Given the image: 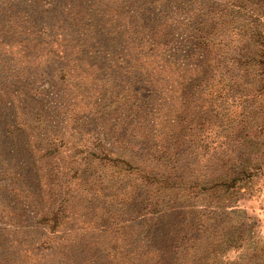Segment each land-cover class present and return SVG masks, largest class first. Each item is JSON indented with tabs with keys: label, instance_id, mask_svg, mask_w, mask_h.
I'll use <instances>...</instances> for the list:
<instances>
[{
	"label": "rangeland",
	"instance_id": "rangeland-1",
	"mask_svg": "<svg viewBox=\"0 0 264 264\" xmlns=\"http://www.w3.org/2000/svg\"><path fill=\"white\" fill-rule=\"evenodd\" d=\"M132 1L0 0V264H123L139 229L131 227L132 200L143 190L153 194V202L161 200L157 228L165 239L158 255L170 251L167 243H179L185 219L209 226L208 235L216 241L248 234L264 246V74L257 68L247 76L233 71L227 47L215 53L217 42L241 40L244 17L228 7L233 0H148L141 8ZM186 7L214 11L210 55L195 57L191 67L182 59L185 46H179V8ZM137 10L143 24L134 20ZM106 17L114 19L107 21L112 33L120 28L150 32L151 49L164 58L176 60L180 50L179 80L170 84L168 67L153 76L160 84L146 79L142 82L148 85L135 84L125 71L108 77L100 54L99 64L89 66L90 54L83 56L76 47L84 43L78 32ZM196 23L201 34L207 32L204 17L197 16ZM96 42L114 46L89 37L85 45ZM123 81L133 91L143 89L139 99L145 98L147 111L151 108L144 129L151 148L148 171L155 181L144 189L125 165L109 162L102 168L106 160L95 157L100 146L122 155L145 148H133L139 140L129 134L126 148H131L120 150L123 129L138 130L129 104L115 106ZM15 142L23 144L24 157L8 161L7 150ZM45 150L55 155L40 157ZM240 172L245 177L231 186ZM11 175L22 177L20 198L9 194ZM216 181L224 185L214 188ZM55 211V226L41 222L42 214L49 218ZM234 254L222 256L219 264Z\"/></svg>",
	"mask_w": 264,
	"mask_h": 264
},
{
	"label": "trees",
	"instance_id": "trees-1",
	"mask_svg": "<svg viewBox=\"0 0 264 264\" xmlns=\"http://www.w3.org/2000/svg\"><path fill=\"white\" fill-rule=\"evenodd\" d=\"M147 1L148 0H133L132 2H139L140 5L138 6V8H141L143 6H146V3H148ZM180 3L181 2H179V5ZM228 7H232V10L235 13H240L244 17L243 34H245L243 36L246 37L242 36V38H240L241 40H232L230 41V44H222L221 41L217 42L216 44L218 45L216 46L217 50L215 53H222V50L219 48L227 47L226 53L227 59L229 60H227L228 65L233 71H242L247 76V74L252 73L251 71H249L250 68H257L258 74L263 75L264 0H233L232 4ZM200 11L202 10L193 9L191 7H186L185 9L179 8V16L181 15L179 17V19H181L179 21V31L181 34L179 37V46H185L186 49L184 51V56H182V59L184 58V61H187L186 66L190 67L194 66L193 61L195 57L201 56V58L205 60V58L210 55V38L212 37V35H214L211 33L212 28L209 26L211 25L210 23L213 20L210 15H212L214 11H210L209 9L203 12ZM220 11L221 10H219V12ZM134 15H136L134 16V20L136 22H138L139 20L140 23L143 24L145 20L141 18L143 14H139L137 10V14ZM197 16L205 18V29H208V33L205 32L201 34V32L196 29ZM111 20L114 19L112 17L102 18L101 21H96V23L100 21V24H98L97 26H88L86 30L82 29V32H78L80 33V35L84 36V43L78 44L79 46L76 47L79 49L81 48V53L83 56H85V54L87 53L90 54L89 59H91V61L88 62V65L99 64V61L97 60L100 54L101 56H99V59L106 63L99 64L102 65L103 68L99 67V65L94 66H96V69L101 68L106 71V75L108 77L113 76V73L117 71H125V74L131 75L130 79L133 80L132 82H135V84L143 83V85H148V82L160 84L162 82L157 80L154 81L153 76H159L161 72L160 69L168 67L169 69L167 70L169 71L168 73H170L168 75H170L169 77H171L172 81L170 82V84H174L176 79L179 80V73L181 70L180 67L182 65V60H180V50L178 59H171L170 56H168V58H164L163 52H160L158 50L154 51V49H151V45L154 46L155 42L152 41L153 36H150V32L144 29L126 32L122 31L120 28L117 33L114 30L112 33L111 28H109V31H107V21ZM207 20H209V23H207ZM77 22L79 23L78 20ZM115 29L118 30V28ZM87 37H89L91 40H94L96 38H100L102 40L103 38L107 43H113L114 46L110 47L108 45H105L106 47H104L100 43L96 42L93 46L89 47L88 45H85ZM112 37L114 38V40L112 39ZM139 37H143L144 42H134V40ZM221 38L218 39L222 40ZM76 42L78 43L79 39H77ZM127 42L128 45L131 46V49L128 48L129 46H127V44H125ZM240 45L242 47H240ZM116 48L118 51H116ZM201 48L203 49V53L199 55L198 50ZM123 49H126L127 51L126 56H124V54L122 53V51H124ZM204 51H206L207 54H204ZM154 57L156 58L154 59ZM216 58L218 60V58H221V55L218 56V54H216ZM217 60H215L216 64L218 63ZM183 67H185L184 64ZM170 68L175 69H173V71H170ZM175 70L178 73V76L177 74L175 75L173 73ZM208 70H210V73L212 75L214 74L213 66H208ZM144 79H146V81L148 82H142ZM178 84L179 83H177V86ZM166 86H168L167 82ZM141 91L143 92L144 90L141 89L138 92L137 90H131L129 88V85L123 81V88L118 96H116L118 97V99H116L115 101V106H117L118 108L122 103L129 104L131 115L133 116V122H136L138 127V130L131 129L128 131L125 130V128L123 129L124 131H126L125 140L123 141L124 137L117 139L118 141L121 139L123 141L119 144L121 148L120 150L126 148V144L129 142V134H133V137H135L134 140H139V142L135 143V145H132V147L134 148L136 146L140 147L141 145H144V150L142 148L140 154L129 153V156L127 154H115L100 146V151H98V154H95V157L101 161L106 160L107 163L102 162V168L105 167V164H111L109 162H117L125 165L127 167L125 171L137 173L139 178L138 182L142 186V189H144L145 186L150 184V182L155 181V177L152 176L153 174L151 173V171H148V156L151 154V148L145 142V132H147V130L144 129L150 124L147 119L150 120V118H148V115L149 112H151V108L147 111L144 102L145 98L139 99V96H141L139 92ZM132 93H134L135 95H132ZM25 98L29 102L33 100L31 99V97H28V95H26ZM131 100L132 103L130 102ZM22 145V143H12L11 146H13V148H11L10 151L9 149L7 150V157H9L10 159L8 161H19V159L22 160V158L24 157L20 152V150L22 149V147L20 146ZM25 145H27V143H25ZM25 148L27 147L25 146ZM130 148L131 147H128L126 148V150ZM174 148H176V146H174ZM3 150L2 144L0 143L1 155L4 153ZM54 155L55 152L45 150L44 153L40 155V157L46 158ZM240 174H242L243 177L237 178ZM244 177V173L240 172L235 177V179H231L229 184H231L232 186L236 184V182L242 181ZM21 178L22 177H16L15 175L10 176L9 184L12 188L13 193L9 192V194H13V196L16 198H20L17 193L19 191V185L24 184ZM220 185H224V183L222 184L221 181H216L213 184V187L215 188V186ZM235 187L236 189L238 188L237 185ZM26 193H28L29 197H34V193ZM64 195L65 194H63L62 197L63 199L65 198ZM153 198V194L150 196L148 190H143L140 198L136 197L135 201L132 200L134 205L131 210V216H129L131 220V227L133 224V226H136L139 229H137L136 231L137 235L135 237L137 238L134 239V241L131 243V251L129 253H125L127 258H124L123 264H210L211 260H215L217 262L215 264H219L220 258H222V256L226 255L230 251H232L233 254L235 253L234 259H232L231 261H227L226 264H264V246L259 245V239H256L255 236L247 234L244 237L242 234H240L239 237L231 236L216 241L210 238V235H208V232L212 231L209 226H204V228L203 226H198V223L186 221V219L181 223V230L179 231L181 239L179 237V243H167L168 249H170V251H167L165 257H163L162 255H158L163 249L162 240L165 239V234L164 236H160L161 230L157 228L159 226L161 218V200L158 197L156 198V201L153 202ZM63 201H65V199L61 200V202ZM61 202L59 203L60 212L65 209L64 204H62ZM27 207L31 212L33 211L31 210L32 208H30L31 206ZM40 208L41 207H37V210H39ZM14 210L15 208H12V211ZM56 211L53 214H50L51 216L49 218V215H47L46 213L42 214L40 218L41 222H43V224H47L49 221H52L53 226H55L58 221ZM124 246L125 244L122 247ZM102 259H104V257H102Z\"/></svg>",
	"mask_w": 264,
	"mask_h": 264
}]
</instances>
